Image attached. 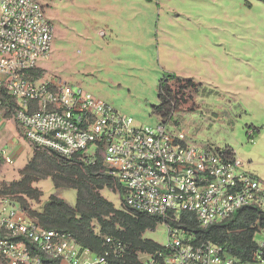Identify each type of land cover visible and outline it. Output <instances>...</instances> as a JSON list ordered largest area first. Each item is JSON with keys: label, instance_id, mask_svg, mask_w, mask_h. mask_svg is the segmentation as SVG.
<instances>
[{"label": "built area", "instance_id": "built-area-1", "mask_svg": "<svg viewBox=\"0 0 264 264\" xmlns=\"http://www.w3.org/2000/svg\"><path fill=\"white\" fill-rule=\"evenodd\" d=\"M52 33L37 0H0V118L13 120L35 148L87 163L100 158L126 209L162 219L167 243L137 251V264H264L263 225L249 259L200 233L243 208L264 213V183L241 171L229 149L197 146L167 125H137L81 89L43 80L36 63L48 57ZM4 152L0 163L13 164ZM105 244L110 251L98 255L0 196V264H126L121 240Z\"/></svg>", "mask_w": 264, "mask_h": 264}, {"label": "rangeland", "instance_id": "rangeland-1", "mask_svg": "<svg viewBox=\"0 0 264 264\" xmlns=\"http://www.w3.org/2000/svg\"><path fill=\"white\" fill-rule=\"evenodd\" d=\"M37 1L53 28L48 57L36 63L43 80L81 89L152 128L161 124L152 113L160 79L192 80L196 89L185 92L183 80L167 83L178 100L167 128L198 146L230 148L240 170L264 183V0ZM34 148L13 120L0 118V150L13 160L0 163V183L19 179ZM33 187L42 195L27 200L28 209L41 211L50 195L75 203V190H57L49 178ZM100 194L120 208L117 192ZM167 235L158 224L143 238L164 245Z\"/></svg>", "mask_w": 264, "mask_h": 264}, {"label": "trees", "instance_id": "trees-1", "mask_svg": "<svg viewBox=\"0 0 264 264\" xmlns=\"http://www.w3.org/2000/svg\"><path fill=\"white\" fill-rule=\"evenodd\" d=\"M42 72L38 70L36 75ZM170 80L178 82L183 79L166 75L159 81L157 96L160 103L153 106L152 113L160 115L161 124L175 121L173 113L177 110L178 100L167 85ZM182 83L184 88L196 89L192 80L184 79ZM79 156L76 154L68 159L51 150L34 148L31 159L19 170V179L0 183V196L16 197L17 203L45 228L68 233L79 245L98 255L110 251L109 245L105 244L106 238L121 240L126 245V264H137V251L159 250L160 244L143 238V234L148 230L153 231L160 224V218L129 211L123 204L121 194V206L116 208L100 194L102 189L113 190L117 185L105 172L100 158L94 163H87ZM47 178L57 190H75L73 206L58 196L50 195L41 211L28 209L27 200L38 203L42 195L33 187V183ZM257 219L264 223V214L254 208L242 209L226 224L212 227L204 234L219 244L225 245L226 242L228 252L245 259L255 249L252 238Z\"/></svg>", "mask_w": 264, "mask_h": 264}, {"label": "clouds", "instance_id": "clouds-1", "mask_svg": "<svg viewBox=\"0 0 264 264\" xmlns=\"http://www.w3.org/2000/svg\"><path fill=\"white\" fill-rule=\"evenodd\" d=\"M43 71H44V70H43ZM171 82H172V81H169V83H171ZM169 88H171V87H169ZM173 114H174V113H173ZM170 123H171V122L169 121L167 124H160V125H167V126H168V125H170ZM193 144H194V143H193ZM197 146H198V145H197ZM204 147H205V146H204ZM223 149H229V150H231V149L228 148V147L223 148ZM231 151H232V150H231ZM255 178H256V177H255ZM109 190L114 191V190H112V189H109ZM119 197H120V195H119ZM249 208H251V207H249ZM243 209H247V208H243ZM254 209H255V208H254ZM240 210H242V209H240ZM240 210H238L235 214H237ZM257 211H259V210H257ZM133 213H136V212H133ZM259 213H260V214H264V213H261V212H259ZM235 214H234V217H235ZM234 217H233V218H234ZM231 219H232V218H231ZM160 220H161L160 224H163V223H162V219H160ZM194 220H195V219H194ZM194 220H193V219L189 220V221L191 222V225L195 224V221H194ZM228 221H229V220H228ZM228 221H227V222H228ZM227 222H226V223H227ZM256 224H259V225H263V226H264V223L261 224V222L259 221V219H257V220L254 222L255 230H254V235H253L252 240H253V244L255 245V249H256V242H257V241L255 240V235H256V234H259V233L256 232ZM223 225H224V224H223ZM216 226H217V225H216ZM194 227H195V226H194ZM211 228H212V227H211ZM211 228L206 229V230H203V231L200 232V233L203 234V235H205L204 232L207 231V230H210ZM259 235H260V234H259ZM205 237L208 238L207 235H205ZM210 239L213 240V238H210ZM213 241H214V240H213ZM214 242H215V241H214ZM215 243H217V242H215ZM224 243H225V245H226V242H224ZM217 244H219V243H217ZM221 245H223V244H221ZM225 245H223V246H225ZM160 246L162 247L163 245H160ZM226 248H227V246L225 247V249H226ZM160 249H161V248H160ZM255 249H254V252L251 254V256L255 253V251H256ZM226 250H227V249H226ZM227 252H228V251H227ZM229 253H230V252H229ZM230 254H231V253H230ZM232 255H233V254H232ZM234 256H235V255H234ZM251 256H249V257H247V258H245V259H249ZM236 257H237V256H236ZM241 259H242V258H241Z\"/></svg>", "mask_w": 264, "mask_h": 264}]
</instances>
